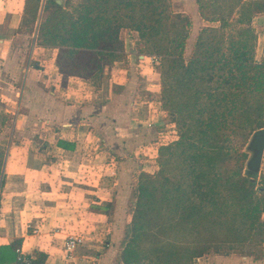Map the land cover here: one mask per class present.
<instances>
[{"label":"trees","instance_id":"trees-1","mask_svg":"<svg viewBox=\"0 0 264 264\" xmlns=\"http://www.w3.org/2000/svg\"><path fill=\"white\" fill-rule=\"evenodd\" d=\"M194 1L217 24L200 27L189 55L192 21L172 0L23 3L17 30H35L36 47L56 50L63 81L79 76L99 87L104 69L125 56L123 28L139 33L141 53L159 57L160 102L178 138L158 147L154 173H138L123 264H202L196 258L210 251L264 247V175L243 174L246 145L264 127L255 27L264 0ZM4 155L1 146L0 174Z\"/></svg>","mask_w":264,"mask_h":264},{"label":"crops","instance_id":"crops-1","mask_svg":"<svg viewBox=\"0 0 264 264\" xmlns=\"http://www.w3.org/2000/svg\"><path fill=\"white\" fill-rule=\"evenodd\" d=\"M23 3L0 0V147L5 150L0 174V264H25L18 260L17 248L37 261L33 264H123L118 255L120 242L111 235L104 242L84 241L71 257L64 254L63 241L84 225L91 232L104 226L93 224L95 218L105 215L106 207L98 184L90 185L92 170L113 165L111 161L119 159L121 182L125 183L135 164L127 152L132 140L122 142L115 131H134V125H141L142 120L129 114L134 103L124 101L117 106L110 99L106 103L92 98L85 101L91 81L79 76H68L63 81L55 63V49H51V71L37 65L30 67L29 63L23 67L25 37L17 30ZM255 27L256 58L264 60V14L255 17ZM145 62L139 57L132 68L147 73L146 88L151 89L153 97H159L154 100L159 104V83L150 76ZM19 75L22 79L18 89L14 84ZM133 80L131 70L126 83L115 84L129 88ZM117 89L110 90L116 93ZM11 108L15 122L9 132L7 115ZM159 111L148 116L147 120L152 121L142 123L139 131H153V125H161L164 114ZM123 121L132 129L122 126ZM59 140L71 146H61ZM107 151L112 155L106 156ZM120 152L124 155L115 158ZM113 188L108 189L110 199H119L122 186ZM90 216L93 220L88 222ZM112 228H116L114 224ZM14 240H20L17 248L11 245Z\"/></svg>","mask_w":264,"mask_h":264},{"label":"rangeland","instance_id":"rangeland-1","mask_svg":"<svg viewBox=\"0 0 264 264\" xmlns=\"http://www.w3.org/2000/svg\"><path fill=\"white\" fill-rule=\"evenodd\" d=\"M172 6L175 11L188 14L191 18V31L186 45V54L189 55L200 27L207 24L217 23H210L202 19L197 11L194 0H172ZM21 32L22 34H24L23 37H25L23 50L21 52L22 66L26 67L29 63L30 67L37 65L42 69L45 68L46 71H51V69L53 68L51 61L53 51L51 49L45 50L35 46V30L34 32H28L23 29L21 30ZM120 37L124 41V58L114 62L112 66L106 67L104 69L99 87L93 85L91 82V85H89L90 88H88L89 90H86L88 96H86L87 100L85 101L89 102L92 98L93 100L104 101L106 103L107 100L110 99L111 101H113L112 103H117V106L122 105V102L124 101L129 105H131L130 102L134 103V106L131 107L129 114L135 115L136 117L138 116V119L142 120L139 121L141 125L142 123L143 125L149 124L152 120H147V117L154 115L159 110L163 111L159 112H162L164 116L161 117V125L152 126L153 131H139L142 126L138 123L134 125V131H115V137L119 138L122 142H126V139L132 140L131 144L129 143L130 150L127 152L133 157L135 164L133 165L132 170L129 172V177L127 178L125 183L121 182L122 176L120 173L121 167L118 164L119 159H114L115 161L117 160L116 163L114 160H112L111 162L113 163V165L111 164L108 167L105 166L100 170H92V175L90 176V180H92V182L90 183V185L92 183L98 184V186L100 187V196L103 199L102 203H104L106 207V212H103L105 213V215L95 218L94 220L96 222H93V224H103L104 226L99 229L97 228L95 229V231L91 232L86 230L87 226L84 225L82 229H80L79 231H73L72 233H81L85 238L84 241L95 239L102 242H104V240L108 238L110 239L111 235V238H116L117 240H119L121 246L119 250L121 251L130 232V220L134 201L137 195V177L140 171L138 169V165H141L143 170L154 173L158 167V147L161 144H166L174 139H177L178 131L176 130L174 123L170 121L168 113L163 110L161 102L158 104L154 101L158 100L159 97H153L151 89L146 88L145 77L147 73H140L139 67L132 68L135 63L138 62L139 57L145 59V68L148 67L147 71L149 72L150 76L156 77L157 83H159V61L157 63H153L150 61L151 55H145L140 52V48L143 47V45L142 42H140L139 33L137 31L123 28L120 30ZM131 54H135V57H133ZM131 70L133 71L134 80L128 84H132V87L130 86L129 88H127L125 85H122V87L121 85L119 86L115 84L120 82L126 83V80H129L130 78ZM21 79V75H19L17 82L14 84L18 86V89L20 88L19 86ZM116 88H118L117 91H115L116 93L110 90H115ZM155 105H158V109H156ZM14 114L15 111L11 108L8 111L7 115L8 124L10 126L8 127L9 132L13 131L12 119ZM119 114L121 115L122 113L120 112ZM114 115L117 116L116 113H114ZM122 126H126L128 129H132V126L128 127L127 122L124 121L122 123ZM2 141L4 142L5 140L3 139ZM109 153L112 155L110 151H107V153H105L106 156H108ZM123 155L124 154L120 152L119 156H116L115 154V158H119ZM260 174L264 175V165H261L260 167ZM121 186L123 189V193L120 192L119 199H110L112 195L108 193V189L113 190V187L119 188ZM92 220L93 218L90 216L88 222ZM111 224H114V227L116 228H112L111 230ZM107 229L111 231V234H109ZM196 261L202 264H264V247L263 245H241L237 246L234 249H226L219 252L210 251L202 257L196 258Z\"/></svg>","mask_w":264,"mask_h":264},{"label":"water","instance_id":"water-1","mask_svg":"<svg viewBox=\"0 0 264 264\" xmlns=\"http://www.w3.org/2000/svg\"><path fill=\"white\" fill-rule=\"evenodd\" d=\"M14 122L15 121H13V126ZM246 150L250 153V156L246 162L243 174L249 177L251 181H256L259 177L264 150V127L259 128L252 133L246 145Z\"/></svg>","mask_w":264,"mask_h":264},{"label":"built area","instance_id":"built-area-1","mask_svg":"<svg viewBox=\"0 0 264 264\" xmlns=\"http://www.w3.org/2000/svg\"><path fill=\"white\" fill-rule=\"evenodd\" d=\"M150 61L153 63H157L159 61V57L156 55H151L150 56ZM84 236L80 233H71L68 234L63 241V251L64 254L67 257H71L74 252L77 250L78 247H80L84 243ZM18 253V260L21 262H24L25 264H30L31 262V257L30 256H24L21 252L20 249H16Z\"/></svg>","mask_w":264,"mask_h":264}]
</instances>
